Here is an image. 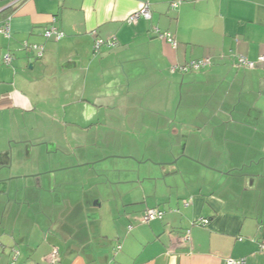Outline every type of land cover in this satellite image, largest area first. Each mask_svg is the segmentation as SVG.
I'll use <instances>...</instances> for the list:
<instances>
[{"label":"crops","instance_id":"1","mask_svg":"<svg viewBox=\"0 0 264 264\" xmlns=\"http://www.w3.org/2000/svg\"><path fill=\"white\" fill-rule=\"evenodd\" d=\"M176 1L0 0V264H264V65L235 66L264 54V0ZM35 111L43 159L13 128ZM74 215L119 219L107 237Z\"/></svg>","mask_w":264,"mask_h":264},{"label":"built area","instance_id":"2","mask_svg":"<svg viewBox=\"0 0 264 264\" xmlns=\"http://www.w3.org/2000/svg\"><path fill=\"white\" fill-rule=\"evenodd\" d=\"M181 3V0H177L176 2H172L171 6L172 7H177L178 4ZM140 18H143L145 20H150L151 18V13L150 10L147 8V6H144L137 10L136 12L132 13L127 17V23L128 24H134L139 20ZM9 20L10 17L7 19L3 20L0 23V34L4 36L5 38L10 37V27H9ZM151 32L158 38H161L168 42L173 48L176 47V42L174 39L170 36L168 33H162L158 28L152 27ZM45 38H54L55 40L61 39L64 34L60 31H57L56 28L51 27L47 30L44 31L43 33ZM105 42L99 38H96L94 41V52H98L100 47L104 45ZM113 45V42L110 43ZM108 44V45H110ZM22 47L24 49L32 50L35 52V55L37 58H41L43 55V48L42 46L36 45V44H28L26 42H23ZM3 61L5 64H10L11 62V56L9 54H6L3 57ZM211 64L210 60L208 58L196 60V61H190L186 63L183 66H174L171 68L172 71H178L181 73H188V72H194V71H199ZM259 65H264V54L260 55L257 57L256 60H249L243 56H237L235 57V66L238 68H244V69H254L258 67ZM163 217V213L155 208L147 209L143 215L141 216V223H149L151 221L161 219ZM207 221L203 220L201 221V224H206ZM259 248V253L264 254V241H261L258 245ZM56 251L52 253V259L55 258ZM226 264H244V260H234V259H227Z\"/></svg>","mask_w":264,"mask_h":264},{"label":"rangeland","instance_id":"3","mask_svg":"<svg viewBox=\"0 0 264 264\" xmlns=\"http://www.w3.org/2000/svg\"><path fill=\"white\" fill-rule=\"evenodd\" d=\"M37 91L38 92H44V89L38 88ZM191 109H192V112L198 111L199 110V104L198 105L197 104L191 105ZM37 111H35V113L29 115L30 117L33 118V119L30 120L31 121V124L33 126L27 120H21V119H19L18 122H17L18 123V126H15L14 125L13 128H14V130H18V131H21V132H24V133H27L28 132V133L32 134V136H31L32 139H33L32 142H33V144L36 145L35 146L36 147V150L40 154V152L45 151V148H46V145L45 144H39V143H43V140H42V131H43V129H45V132H46V130H47L46 126L48 124L52 123V122L50 120V117L47 118L46 116H40V114H38ZM35 115H38V116L35 117ZM7 122L8 123L6 124V123L0 121V129H8V128H10L9 121H7ZM182 123H184V121ZM261 126H264V123L261 124ZM183 128L186 129V127H183ZM37 131L38 132L41 131V136L39 137V139L36 137L37 134L36 133H33V132H37ZM171 139L173 141L174 140L177 141V138H171ZM167 140H169V139H167ZM148 141L150 143V141H154V140H153V138H148ZM69 153H70L69 154V157L71 158L70 160H73V156H74L73 150H70L69 149ZM36 157H37L36 155H33V157H31L30 159H28L27 160L28 164L32 163L33 159H35ZM40 157L43 159L42 155ZM95 166L98 169H100V163H97ZM88 174H89V172H88ZM46 205H47V203L45 204V206ZM50 205H51V203H50ZM74 217H76V218H74ZM74 217L73 218L72 217L68 218V221H69V224L70 225H76L80 229L87 227L89 230H90V228L93 229V230H95L96 227H97V230H98V228H100L99 230H104L107 233V237H109L110 235H112V232H114V228H113L112 224L113 225H116V223H117L116 221L119 219V217H117V220L114 223H111V221L108 220L109 218H107V216L106 217L100 216L98 218V221H96V219H95L94 222L92 221V219L89 220L87 218H84V221H83L82 218L80 216H77V215H74ZM108 230L110 231V235L108 234Z\"/></svg>","mask_w":264,"mask_h":264},{"label":"trees","instance_id":"4","mask_svg":"<svg viewBox=\"0 0 264 264\" xmlns=\"http://www.w3.org/2000/svg\"><path fill=\"white\" fill-rule=\"evenodd\" d=\"M7 19V18H6ZM258 252H259V248H258ZM264 255V254H263Z\"/></svg>","mask_w":264,"mask_h":264}]
</instances>
